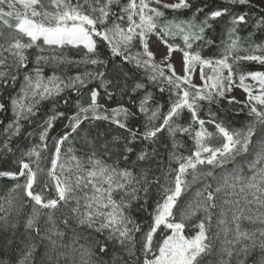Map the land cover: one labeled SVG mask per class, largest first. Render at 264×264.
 <instances>
[{"label":"snow or ice","instance_id":"6c2138e0","mask_svg":"<svg viewBox=\"0 0 264 264\" xmlns=\"http://www.w3.org/2000/svg\"><path fill=\"white\" fill-rule=\"evenodd\" d=\"M12 20L0 31V158L18 171L0 170L15 181L0 199V264H264V71L249 68L264 67V42L242 48L245 29L264 34V0H0V23ZM62 64L81 70L45 75ZM102 93L127 104L106 107ZM72 96L68 115L59 105ZM223 101L246 109L247 123L212 111ZM61 120L67 130L51 135ZM97 121L127 133L113 137L125 161L154 158L147 146L166 135L163 182L95 150L78 155L70 137ZM152 184L159 198L144 228L132 208Z\"/></svg>","mask_w":264,"mask_h":264},{"label":"trees","instance_id":"16d2710c","mask_svg":"<svg viewBox=\"0 0 264 264\" xmlns=\"http://www.w3.org/2000/svg\"><path fill=\"white\" fill-rule=\"evenodd\" d=\"M215 3L219 4L221 0H214ZM247 7V6H245ZM258 11V9H253V14ZM15 27H12L10 29H4L0 28V31L4 32H11L14 30ZM253 29L249 27L248 29H245V31L242 33V36L247 37V39L242 44V48H248L250 45H253L255 43H262L264 42V34H261L259 32L256 33V35L248 37V33L252 31ZM239 55L245 54L243 51L238 53ZM64 55L69 60H78L80 57L75 49H65ZM34 59V57H33ZM33 67L32 64H29V68ZM128 67V66H124ZM249 68L251 70H260L264 71V67L256 64H250ZM53 70L56 71L58 75H75L78 71L81 70V68H78L72 64H62L59 67L53 69L52 67L45 68V75H51ZM121 72V66L116 65L112 73L109 74L110 78H113V76L116 73ZM22 79V77H21ZM129 84H131V81H129ZM151 91L155 94L156 98L160 101V103L165 104V107L167 106V98L168 93H159L157 89L154 87L151 88ZM77 97L72 96L70 103L68 105L60 104L59 110L65 111L68 115L74 114L77 109ZM80 104L86 105L88 103V97L85 96L83 99H80ZM99 102L106 107L112 108L116 107L118 104L124 103L127 104V97H125L124 100H121L119 95L115 96L113 99L108 100L106 97L103 96V93L101 95V98L99 99ZM130 106V105H129ZM212 111L214 112H220L222 116H227L229 118V123L232 127H242L245 125L248 121V117L246 116V109L244 113H235L231 110L232 106H229L226 101H223L221 104V107L223 111H221V107H217L216 105H212ZM235 107L239 108L240 105H236ZM47 105H45V111H47ZM10 116V113H9ZM202 118L207 119V112L201 113ZM188 119V114L185 113V120ZM8 117H5V123H7ZM67 124V120H61L57 121V126L51 133V135L56 136L57 134L63 133L67 129L65 128V125ZM84 131H81L79 135H75L74 137H70V140L73 141L72 146L76 149V152L80 156H86L91 151L95 150L98 155H103L106 160H108L109 163L112 162H118L120 167H128L132 169L134 172L139 173L141 169L145 170L147 172V175L151 179L153 176H160L161 182H163V171L167 169V161H168V154L171 151V142L167 138L166 135H162L158 142L155 145H148V150L151 152L152 148L154 147L156 149L157 155L148 160L143 162H136L135 161V153L129 155V159L127 161L123 160L122 158V149H123V139H121L120 143H113V137H126L127 133L122 130L118 129L117 127L113 125H109L106 122L103 121H97L92 125H88L87 123L85 125L81 126ZM2 128V126H0ZM209 130H212V126L208 125ZM28 132L32 131V128L27 129ZM37 142V137L33 135L32 137L28 139H24L21 142V147H28L30 144H34ZM107 145V147H105ZM143 147V145L138 144L136 145L137 151L140 150V148ZM192 147L191 141L186 142V148L190 149ZM183 151V149H182ZM106 153H111V156L109 157ZM46 166H50V164H47ZM0 170L5 171H18V166L13 162L11 157L8 158H0ZM15 181L11 180L7 177H0V199L5 197L7 195L8 188H10ZM159 185L152 184L149 188V191L146 195L147 204L144 205V207H140L139 205H142L143 199L139 202V204H134L132 208V215L139 221L142 222L143 227H148V222L150 221V215L149 213L152 212L156 200L159 198ZM194 190V189H193ZM141 196L143 197L144 194L141 193ZM184 197H181V200H183ZM6 206V205H5ZM25 211H28L26 208ZM175 211V209H174ZM195 222V221H193ZM215 222V218H214ZM63 227V225H60ZM186 231H188L186 229ZM213 231H215V228H213ZM215 259V258H212Z\"/></svg>","mask_w":264,"mask_h":264},{"label":"rangeland","instance_id":"374dc122","mask_svg":"<svg viewBox=\"0 0 264 264\" xmlns=\"http://www.w3.org/2000/svg\"><path fill=\"white\" fill-rule=\"evenodd\" d=\"M164 2H169L170 3V2H172V0H164ZM252 4L261 5L262 4V0H252ZM10 23L13 25V27H15V23H16L15 20L10 21ZM0 28H4L6 30L10 29L6 25H3L2 23H0ZM153 39H155V38H153ZM152 49H153V51H157V52H159V50H160L158 48L157 44H153L152 45ZM174 62L176 64L177 69L179 70V57H178V55H176L174 57ZM196 82L199 83L198 78H197ZM231 95H234L237 100H243L245 98V96H246V94L241 89H238V88L234 89V91L231 93Z\"/></svg>","mask_w":264,"mask_h":264}]
</instances>
